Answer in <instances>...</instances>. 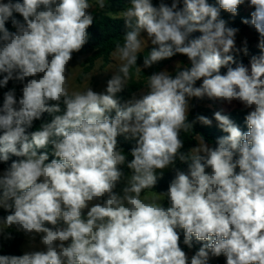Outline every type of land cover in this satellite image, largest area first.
Wrapping results in <instances>:
<instances>
[{"label":"clouds","instance_id":"9594fccd","mask_svg":"<svg viewBox=\"0 0 264 264\" xmlns=\"http://www.w3.org/2000/svg\"><path fill=\"white\" fill-rule=\"evenodd\" d=\"M179 3L168 6L161 0L157 7L152 0H130L131 7L121 13L124 43L114 53L123 63L105 92L89 87L69 94V62L87 42L86 30L93 23L89 0H0V73H6L0 87L10 80L23 84L19 100L10 90L0 107V161L7 162L9 154L21 158L0 175V207L11 210L0 221V234L13 226L25 234H42L46 248L0 256V264H209L222 254L226 264H264V0H249L255 9L250 23L262 50L251 58L250 68L229 66L236 63L231 53L239 51L238 29L219 19L220 9L236 15L245 0H218L219 8L207 0H183L182 9ZM98 5L103 9L105 0ZM14 12L23 22L13 18ZM10 18L14 32L5 27ZM194 32L201 35L191 38ZM142 33L153 46L144 68L177 53L186 55L191 67L174 77L167 70L153 73L139 98L121 104L117 93L137 65ZM205 96L238 100L254 110L245 117L247 132L215 112L227 135L215 147L202 139L191 149L189 163L180 151V133L196 121L212 124L203 115L188 122L190 98ZM61 101L62 115L27 134L42 114L61 112ZM120 135L136 141L127 163L132 175L122 195L115 191L124 177L119 166L126 162L118 147ZM49 144L55 157L50 162L47 152L38 154ZM177 159L188 163V171L175 169L167 192L142 200L141 191L153 188ZM181 229L189 248L193 237L205 242L190 261L179 244Z\"/></svg>","mask_w":264,"mask_h":264},{"label":"trees","instance_id":"16d2710c","mask_svg":"<svg viewBox=\"0 0 264 264\" xmlns=\"http://www.w3.org/2000/svg\"><path fill=\"white\" fill-rule=\"evenodd\" d=\"M7 1V0H3ZM13 2H17V0H13ZM22 2V0H19ZM154 6H159L161 0H152ZM165 4L171 6L173 0H163ZM249 4V0H247ZM207 3L219 8L218 0H207ZM246 2L239 5L237 9V14L232 15L231 13L220 9L219 19H223L226 22L227 27L236 28L238 31H245L251 30L255 27L251 25V13L246 11ZM131 7L130 0H111V6L108 10L109 12H96L93 16V23L91 26L87 28V42L83 45L82 49L79 52H74L72 57L74 56H81L87 55L86 64L83 69L82 74L80 75V80L83 79L85 75H87L95 66L96 62L99 60H103L104 64L107 65L110 61V56L113 52L116 51V45L120 44L121 46L124 43V34L126 33L127 29L125 26V22L122 17L114 16L118 12L126 10L127 8ZM183 7V0H180L178 4V9H182ZM254 9L253 7H251ZM13 18L20 20L23 22V17L19 13H13ZM247 19L249 21L248 24L243 23V21ZM5 27L9 31H15L16 29L12 25V18H10L5 23ZM200 32H194L191 34V38H196L200 36ZM259 45V44H258ZM258 45H255L252 41H247L246 43H240L236 46L239 51H234L231 53L236 63H233L229 66L235 67L237 63H243L245 66L250 65V60L253 56L261 55L262 50ZM152 48V47H151ZM151 48H148L146 51L142 53H138L137 58V65L131 66L129 72L134 74L136 71L139 70L143 66V61L146 56H148ZM247 49L245 53L244 49ZM180 58L183 63L186 65L185 67L190 68L191 62L189 61L188 57L183 54L177 53L173 57L169 59L162 60L156 64H154L150 68H145L139 71V76L142 79L148 80V76L152 75L153 73L160 72L164 67L168 66L170 63L175 61L176 59ZM185 67L178 68L174 73L173 77L175 76L176 72L183 70ZM221 74H226L227 66L221 68ZM6 73H0V80L3 79ZM202 82L198 80L196 82V87H198ZM23 84L16 80H10L6 86L0 87V107L3 106L4 102V94L10 90L15 89V94L17 101L22 96V89ZM143 87V82H131L129 86V93H134L139 91ZM118 99L121 104H123L122 96H119ZM199 101L207 100L205 97L203 99L197 98ZM55 103V102H50ZM213 103V101H212ZM61 112L49 114L44 113L40 120L33 121V124L30 128L26 129L27 134L30 135L31 132L39 130L40 125L42 123L50 122L54 115H62L65 111V105L63 101L60 102ZM216 111L211 107L207 106H198L195 107L189 114H188V122L192 123L196 121V117L199 115H203L210 120H212V124L210 126L204 125L199 121H196L193 124L192 129H189L187 132L181 131L180 139L183 141V148L180 150L181 152L185 153L189 156V163H191V149L197 145V138L199 137L201 140H205V143L208 144L210 147L216 146V141L218 138L227 135V133L223 132L218 127V122L214 118V113ZM249 113L246 109H234L227 113H222L227 115L236 125L239 126L242 132L248 131V126L246 124L245 117ZM111 116H115V111L113 110L110 113ZM0 135H3V130L0 129ZM118 140V147L122 149L123 154L126 156V162L124 165L119 166L120 170L124 173L123 179L118 183L117 188L115 191H118L122 188V183L124 179L128 178L132 175V170L127 168V163L130 162L133 157L131 156V150L136 146L135 139L126 138L125 135H120L117 137ZM40 152H47L49 154V162L51 159L55 158L52 155L53 148L52 145L49 144L45 149H39L38 154ZM21 158L13 156L9 154V160L7 162L0 161V170L5 171L8 167H10L11 163L15 160H19ZM175 169H179L180 171L187 172L188 171V163H184L176 160L174 166H170V169L163 173L161 178H158L156 185L153 188H145L141 191L140 197H142L146 193H165L168 190L169 184L175 178ZM210 171V170H209ZM0 195H2V189H0ZM163 205L165 207L168 206L167 197L163 196ZM11 214V210L1 209L0 210V221L6 218L7 215ZM180 234V247L186 254H190L189 261L191 257L195 254L196 251L202 246V241H196L195 237L192 240V247L189 248L187 245L183 243L184 235L183 230H178ZM11 238H8V236ZM23 234L18 231L15 226L6 228L3 234H0V256H21L23 255V251L21 249L23 243ZM210 264V263H209ZM211 264H226V257L222 254L221 256L217 257L216 261Z\"/></svg>","mask_w":264,"mask_h":264},{"label":"rangeland","instance_id":"374dc122","mask_svg":"<svg viewBox=\"0 0 264 264\" xmlns=\"http://www.w3.org/2000/svg\"><path fill=\"white\" fill-rule=\"evenodd\" d=\"M4 2L7 3L8 0L4 1ZM245 2L247 3L246 4V11L248 13H251L252 11L255 10L249 6L247 0H245ZM89 3L93 6L92 8L89 9V12L91 15H93L96 12H109L108 10L110 9V6H111V0H105V7L103 9L99 8L98 0H89ZM121 13H122V11L118 12L114 16L122 17ZM142 35L144 37H142V49L139 53H142V52L146 51L148 48L153 47L151 45V42L148 41L146 38L147 34L142 33ZM260 39H261L260 35L256 31L255 28L251 29V30L238 31L236 33V36H235V44H236V46H238L240 43L252 41V42H254L255 45H258L260 42ZM114 53L115 52H113L111 54L110 61L107 65L104 64L103 60L97 61L95 66L93 67V69L87 75H85L82 80H80V75L83 72V69H84L85 64H86V59L88 56L87 55H81V56L72 57L71 61L69 62V65H68L67 87H68L69 94H71L73 92H84L89 87H91L92 90L94 92H97V93L105 92L106 87H107V81L112 77V75L115 72L118 71L120 65L123 63V61H121L119 59L118 55H114ZM185 66L186 65L183 63V61L180 58H178L175 61H173L172 63H170L168 66L164 67L161 71L167 70L171 75H173V73L178 68L185 67ZM247 67L250 68V65H248ZM142 69H145V68L142 66L141 70ZM139 71L140 70L136 71L134 74L130 73V79L128 80V85L124 88L123 91H121L120 93H117V98L119 96H122V98L124 99L123 103L132 99L133 96H135L136 98H139L141 93L143 91L147 90L148 80L142 79L139 76ZM131 82H143V87L139 91H136L134 93H129L128 89H129ZM205 98L207 99L205 101H199L195 97L190 98V100H189V105H190L189 113L195 107H198V106L211 107L216 112L220 111L221 113H227V112L232 111L234 109H246L249 112L254 110V106H253V108L245 107V105L238 100H233L231 103H228L227 101L209 99L206 96H205ZM212 101H213V103H212ZM200 141H201V139L198 137L197 138V145L195 147L198 146ZM191 154L194 155V153H192V152H191ZM169 169H170V166L168 168H166L165 170H163V173ZM3 172L4 171L0 170V175H2ZM159 172H160V170H157L158 176H159ZM127 180H128V178L124 179V181L122 183V188L118 191V194L122 195L123 188L125 186H127ZM155 195H156L155 193H146L141 197V199L142 200L151 199ZM161 200L163 202V196L161 197ZM10 203H11V201H10ZM93 203H95V201L91 202L89 204L88 208L82 210V217L86 218L87 211L90 209V207L92 206ZM1 209L3 210L5 208L0 207V210ZM46 226L52 227L51 225H46ZM61 226H63L62 221H61ZM0 227H3V225L0 224ZM20 232L23 234V238H24L22 246H21V249H22L24 254L26 252H31V251H45L46 250L45 246L42 245L40 242L42 234H35V233L25 234L23 231H20ZM70 242L71 241L69 240L68 242H66V244L70 243ZM187 256L190 257V254H187ZM216 259H217V257L211 258L209 263L211 264V263L215 262Z\"/></svg>","mask_w":264,"mask_h":264}]
</instances>
